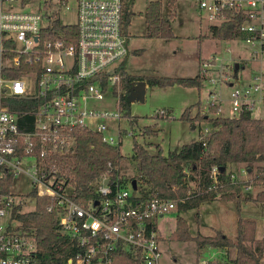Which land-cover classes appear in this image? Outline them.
I'll list each match as a JSON object with an SVG mask.
<instances>
[{
	"label": "built area",
	"instance_id": "obj_1",
	"mask_svg": "<svg viewBox=\"0 0 264 264\" xmlns=\"http://www.w3.org/2000/svg\"><path fill=\"white\" fill-rule=\"evenodd\" d=\"M136 1L0 0V264H37L35 237L20 230L22 223L14 218L16 208L29 205L27 195L17 198L12 187L3 193L9 177L24 175L37 197L51 200L48 211L58 212L59 227L72 241L67 264H117L121 253L135 264H163L156 222L177 211L176 200L135 203L133 183L103 176L92 188V199L76 201L57 160L74 145L78 131L97 134L103 144L120 149L123 139L134 135L120 126L124 115L118 96L121 66L129 56L123 15ZM198 2L210 26L240 21L242 39L264 53V0ZM69 16L73 22L64 21ZM212 63L200 68L206 80ZM210 82L217 85L216 79ZM231 86L235 116L243 109L255 113L257 100L264 102L258 77L249 86ZM104 101L114 102L116 111L97 109ZM212 105L220 113V105ZM112 122H118L117 133L111 132ZM210 134L209 127L201 134L204 147ZM219 171L212 169L213 189L220 183ZM231 179L237 181L235 175Z\"/></svg>",
	"mask_w": 264,
	"mask_h": 264
},
{
	"label": "trees",
	"instance_id": "obj_2",
	"mask_svg": "<svg viewBox=\"0 0 264 264\" xmlns=\"http://www.w3.org/2000/svg\"><path fill=\"white\" fill-rule=\"evenodd\" d=\"M169 9L174 10L176 0H165ZM164 0H151L146 10L147 37L151 39H164L171 41L175 38L172 22L163 16ZM133 12L130 5L126 6L123 15V29L128 31L131 25ZM241 22L228 21L218 26L209 27V36L215 40L242 39L240 32ZM203 37L200 38L202 40ZM126 62L121 66L122 86L119 93L123 114L129 117L130 124L136 125L137 118L130 116L131 103L129 92L134 83L146 82L150 87L182 86L185 88L201 89L205 77L201 70L194 78L179 79L158 76H135L127 72ZM209 113L218 114V107L210 106ZM181 120L192 125L206 122L210 125L211 134L207 138V146L198 141L184 145L179 151H170L164 155L160 150L157 155L140 143L133 147L132 161L135 163L136 174L130 178L135 183L133 200L135 203L147 201L152 198L169 199L177 201V211L187 212L199 209L201 204L214 201L233 202L237 212H241L243 202H256L264 204V192L255 197L245 195V183L232 181L234 172L232 167L243 165L248 171L257 167L264 179V119H257L253 113L243 109L239 116L212 117L210 114L198 113L190 117V109L181 116ZM147 134L152 133L148 128ZM61 171L68 176L72 185L73 197L76 201L85 203L94 197L93 186L103 177L111 179L120 176L128 181L124 173L127 158L118 147L105 145L101 137L88 131H78L75 135L74 145L62 155L57 157ZM218 167L219 184L213 189L212 169ZM127 178V179H126ZM13 179L9 177L4 184L3 193L7 194L12 187ZM195 184L196 191L188 195L190 185ZM36 198L34 211L22 214L20 205L14 211V218L22 223L19 228L35 237L38 246L36 254L37 264H67L72 253V241L63 234L59 227L58 212L48 211L51 200L39 198L36 192L28 195ZM199 217V214H197ZM257 223L254 219H238V234L230 239L222 233L214 237L197 235L192 237L189 233L187 220L178 215L177 229L171 236L173 241H194L198 250L214 248L222 251L219 261L210 264H262L264 258V238L256 236ZM234 250V257L230 251ZM117 264H135L124 253L118 255ZM138 264V263H137Z\"/></svg>",
	"mask_w": 264,
	"mask_h": 264
},
{
	"label": "rangeland",
	"instance_id": "obj_3",
	"mask_svg": "<svg viewBox=\"0 0 264 264\" xmlns=\"http://www.w3.org/2000/svg\"><path fill=\"white\" fill-rule=\"evenodd\" d=\"M150 1L137 0L129 4L133 17L127 31L129 56L125 66L128 73L142 77L190 79L198 74L204 63L212 61L215 63L211 65L212 75L204 81L200 90L178 85L165 88L148 86L145 102L131 104L129 112L130 116L137 118L136 125L132 126L129 117L125 116L120 122L122 129L134 134L133 137L126 136L121 147L122 154L127 158L124 173L128 176V181L136 174L135 163L131 160L135 143L144 145L154 155L160 150L164 155H168L170 151H179L182 146L198 141L204 129L210 128V125L204 122L196 124L197 127L194 129L192 123L181 120L187 109H190L191 118L198 113L210 114L212 117H234L236 114L233 112L231 94L235 89L231 85L249 86L255 82L256 77L264 83V53L261 52V48L252 47L240 38L227 41L211 38L210 24L201 13L198 0H176L173 11L164 0L163 16L171 20L175 38L171 41L148 38L145 15ZM64 21L73 22L74 19L69 16L64 18ZM236 65H239V70L236 69ZM224 75L227 77L226 80L229 78L228 81H224ZM210 79H216L217 85L211 83ZM211 93H217V98L213 99ZM259 97L260 95L254 94V98ZM212 102L221 106L220 115L209 113ZM114 105L112 101H104L97 103L96 108L115 112ZM255 108L254 116L257 119H264V102L257 100ZM161 111H165L167 115L162 117ZM109 125L111 132L117 133L118 122ZM156 127L159 128L158 132L155 130ZM148 128L152 129L151 134H147ZM229 171L234 172L238 181H247L251 184L252 197L264 192V179H258L261 173L257 167H254L253 171H248L240 165L232 167ZM190 187L188 195L196 191L195 184H191ZM32 191L33 186L27 176L15 177L12 192L17 198L27 195L26 199L29 201V205L22 209L23 214L34 211L32 210L35 208L34 198L28 196ZM217 203L203 204L199 217H197L199 210L195 209L181 213L176 211L159 220V230L163 236L161 243L163 264H197L203 259L208 262L220 260L219 252L214 248L198 250L195 242L171 239L176 231L178 215L187 220L190 232L194 236L207 234L214 237L217 233L215 234L213 229L219 224L224 225V231L230 237L235 236L236 232L238 234L233 221L238 214L235 203L224 201ZM244 210L241 216L258 220L259 237H264V205L250 203ZM211 226L213 228L206 233L205 230ZM230 253L231 257H234V250Z\"/></svg>",
	"mask_w": 264,
	"mask_h": 264
},
{
	"label": "crops",
	"instance_id": "obj_4",
	"mask_svg": "<svg viewBox=\"0 0 264 264\" xmlns=\"http://www.w3.org/2000/svg\"><path fill=\"white\" fill-rule=\"evenodd\" d=\"M130 74V73H129ZM148 89V88H147ZM220 108H221V106H220ZM222 111V110H221ZM221 111H220V113H221ZM220 113H218L217 115H220ZM255 115V113H253V116ZM191 117V116H190ZM255 117V116H254ZM256 118V117H255ZM196 127L197 126H194V129H196ZM156 132H158L159 131V128L158 127H156ZM242 182H244L245 183V187H244V190H245V192H248L247 194H245V195H247V197H252V195L250 194V190L252 189V186H251V184H249V182L247 183V181L245 182V181H242ZM215 202V203H214ZM214 202H207V203H203V204H210V205H213V204H216L217 202H220V201H214ZM223 202V201H222ZM213 203V204H212ZM228 203H231V202H228ZM250 203H255V202H243L242 203V207H241V212L240 213H238L237 212V208H236V212L238 213L237 214V217L235 216L233 219V221L235 222V224H234V226H237V229H238V219L240 218V217H242V218H244V219H253V218H245V217H243V216H241V214L243 213V211H245L244 209H247V207H248V205H250ZM203 204H201V206L203 205ZM217 204H219V203H217ZM260 204H263V203H260ZM264 205V204H263ZM201 206H200V208L198 209L199 210V216H201L200 215V209H201ZM218 213L219 214H222V212L221 211H218ZM162 218H164V217H162ZM162 218H159L158 220H157V222H156V224H157V227H158V230H159V220L160 219H162ZM255 221H256V223H257V232H256V236H257V238L258 239H263L264 237H259V221L258 220H256V219H254ZM189 225V224H188ZM214 226V225H213ZM213 226H211V227H209L207 230H205L206 231V233L207 232H209V229H212L213 228ZM176 229H177V227H176ZM213 231H214V233L216 232V233H222L224 236H226V237H228V238H230V239H234L236 236H237V232H236V234H235V236H233V237H230L225 231H224V225L223 224H219L218 226H216L214 229H213ZM159 233H160V230H159ZM189 233H190V235L192 236V237H196V236H194L191 232H190V227H189ZM215 233V234H216ZM160 237H161V243H162V240H163V236L161 235V233H160ZM204 237H213L212 235H207L206 234V236H204ZM191 242H194V241H191ZM196 248H197V245H196ZM219 252V255H221L222 254V251H218ZM262 264H264V258H263V260H262Z\"/></svg>",
	"mask_w": 264,
	"mask_h": 264
},
{
	"label": "water",
	"instance_id": "obj_5",
	"mask_svg": "<svg viewBox=\"0 0 264 264\" xmlns=\"http://www.w3.org/2000/svg\"><path fill=\"white\" fill-rule=\"evenodd\" d=\"M236 69L239 70V65H236ZM148 85L146 82L134 83L129 92V101L131 104L136 102L144 103L146 100ZM135 189V183L132 184Z\"/></svg>",
	"mask_w": 264,
	"mask_h": 264
}]
</instances>
